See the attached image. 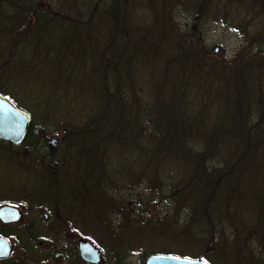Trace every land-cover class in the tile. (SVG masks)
Returning a JSON list of instances; mask_svg holds the SVG:
<instances>
[{"label":"trees","instance_id":"trees-1","mask_svg":"<svg viewBox=\"0 0 264 264\" xmlns=\"http://www.w3.org/2000/svg\"><path fill=\"white\" fill-rule=\"evenodd\" d=\"M232 20L242 43L216 62L201 28ZM0 44V95L30 118L2 78L46 64L63 78L31 103L63 133V178L95 181L68 193L106 214L111 259L264 264L254 254L264 249V0H0ZM62 106L85 119L55 113ZM138 188L159 194L169 213L154 224L131 219L137 202L120 191ZM154 236L164 244H147Z\"/></svg>","mask_w":264,"mask_h":264},{"label":"flooded vegetation","instance_id":"flooded-vegetation-1","mask_svg":"<svg viewBox=\"0 0 264 264\" xmlns=\"http://www.w3.org/2000/svg\"><path fill=\"white\" fill-rule=\"evenodd\" d=\"M34 129L30 118L19 143L0 139V250L3 241L9 248L6 256H0V264H118L110 258L106 214L94 211L88 196L68 193L82 192L81 185L95 181L63 178L64 169L58 166L67 164H59L66 159L65 149L59 147L60 138ZM19 154L23 155L21 160L17 159ZM8 163L33 178L16 184L12 177L4 179ZM89 229L97 233L95 240ZM86 242L98 251L97 263L81 258L79 244Z\"/></svg>","mask_w":264,"mask_h":264},{"label":"rangeland","instance_id":"rangeland-1","mask_svg":"<svg viewBox=\"0 0 264 264\" xmlns=\"http://www.w3.org/2000/svg\"><path fill=\"white\" fill-rule=\"evenodd\" d=\"M231 8L233 9V5ZM178 20L180 26L184 25L183 18L179 17ZM201 29L208 53L216 62L227 63L228 61H230L233 57V53L240 47L242 43L239 34L233 30V20L228 21V23L226 24H223L222 22L221 23L209 22L204 24ZM1 45L3 44H0V47ZM4 46L6 47L5 44ZM213 47H217L218 50L216 52H212ZM6 53L7 52H4V54ZM12 56H14L15 58L14 64H17L16 55L13 54ZM28 59L29 57L27 55L23 59V61L26 62V60ZM30 62L31 64L35 63V61L32 60H30ZM52 69L53 68L49 67V64H46L43 68L41 67L39 71L35 69H31L26 72L16 74V76L12 78L13 80H11V78L9 79L6 78L4 81L2 78V81L7 83L4 86L10 91H14V89L17 90L19 89L20 92L18 91L17 93L16 92H11V93L14 95V97L21 99L22 106H24L26 109L30 110L32 114H34V118L32 119L31 117V120L32 123L33 122L35 123L34 127L36 129L41 130L45 136H49L50 138H54V137L60 138L63 135L61 129L59 128L58 130H56L54 121L51 122L44 121L43 118L39 116L42 114L41 108H39L34 103H31L32 102L31 99H33L32 98L33 96L38 97L39 99H45L46 97L51 98L52 96L47 94H53L52 92L53 89H55V85H57V89L59 90L65 85L63 78L58 76V72L56 71V69L54 71H51ZM85 69H87V67ZM137 76H138V82L140 84H142L143 81L144 82L146 81L145 78L146 75H144L143 73H139L137 74ZM85 87H86L85 83H81L80 91L84 90ZM69 89L72 90V92H75L77 88L75 89V91H74V87ZM88 100L89 97L86 96L85 98H81V100H78V103H76V105L71 104L73 110L77 111V105L88 104L89 103ZM64 105L66 106V103H64ZM40 106L43 108L41 103ZM63 108H64L63 106L62 108L58 107L55 113L60 114L62 116L63 115L73 116V120H75L74 122H81L83 119H85V118L83 119L80 118V116L75 114V112H71V110L69 111L68 108L70 107H67L65 109ZM19 149H20L19 151L20 153L21 147H18V150ZM22 157L23 155L19 154L17 156V159L21 160ZM4 167H5L4 179L10 180L12 177L13 182H15L14 184H16L21 179L28 180L33 178L28 172L16 168L15 164L8 163L4 165ZM163 192L166 193L167 190L164 189ZM114 195L117 196V194ZM120 195L124 199L130 201L133 198L136 200L137 206H133L132 205L133 203L131 202L129 205L130 208L132 207V209L129 210H131L133 214L132 216H134V218L131 219H133L136 223H141L145 219H149L151 224H154L156 222V219L162 218L167 213H169L172 207L171 204L167 203L164 199H161L159 194H157L156 192L145 191L144 188H138L135 192L134 190L128 191L123 189L122 191H120ZM183 218H184L183 213H180L179 216L177 217L178 220V223L176 224L177 227L181 226ZM112 222L113 224H116L117 221L116 219L113 218ZM93 229H95V226ZM89 233L90 235H92L93 240H95V238L97 237L96 235L97 233L91 229H89ZM146 243L153 244L155 247H159L164 244L158 239V237L155 236L149 239V241H147ZM179 244L181 245H177L176 243H170L167 245V247H169L172 250L177 249L180 251L184 249L185 253H189L190 247L188 245H184V243H179ZM252 246L255 247V245ZM254 254L264 255V249H262V247H259V249L258 248L256 249ZM148 255L149 254H147L146 256ZM146 256L143 258L140 253L129 254L125 257L124 264H143Z\"/></svg>","mask_w":264,"mask_h":264},{"label":"water","instance_id":"water-1","mask_svg":"<svg viewBox=\"0 0 264 264\" xmlns=\"http://www.w3.org/2000/svg\"><path fill=\"white\" fill-rule=\"evenodd\" d=\"M213 47L212 52H216ZM30 117L19 109L10 99L0 95V139L12 143H19L28 129ZM37 130L36 128L34 129ZM50 144L53 141L49 142ZM0 250V256H6L9 252L5 241ZM79 254L86 261L97 263L100 260L98 251L89 243L79 244ZM144 264H209L202 259H193L173 254L154 253L146 257Z\"/></svg>","mask_w":264,"mask_h":264}]
</instances>
